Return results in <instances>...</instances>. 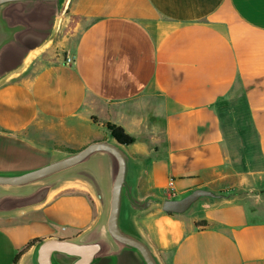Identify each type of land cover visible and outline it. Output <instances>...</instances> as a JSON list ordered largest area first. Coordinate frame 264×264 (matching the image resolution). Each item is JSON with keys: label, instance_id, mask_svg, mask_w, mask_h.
I'll list each match as a JSON object with an SVG mask.
<instances>
[{"label": "crops", "instance_id": "obj_1", "mask_svg": "<svg viewBox=\"0 0 264 264\" xmlns=\"http://www.w3.org/2000/svg\"><path fill=\"white\" fill-rule=\"evenodd\" d=\"M34 8L0 7V174L116 143L105 122L121 126L135 138L119 145L125 232L159 264H264V0H64L52 46L5 72L22 52L17 36L40 22ZM238 153L263 168L234 172ZM98 154L108 161L105 183L86 165ZM113 176L111 155L96 152L36 182L0 185V264H38L40 242L26 246L48 238L102 243L93 264H147L109 234ZM45 186L43 201L18 205ZM199 188L219 196L182 214L157 202Z\"/></svg>", "mask_w": 264, "mask_h": 264}, {"label": "water", "instance_id": "obj_2", "mask_svg": "<svg viewBox=\"0 0 264 264\" xmlns=\"http://www.w3.org/2000/svg\"><path fill=\"white\" fill-rule=\"evenodd\" d=\"M63 1L64 0H0V7L9 3L32 2L35 6L34 13L40 12L42 14L39 23H36V20L33 19L29 28L17 36V43L22 52L17 56V60L14 64H5V72L18 68L32 51L47 43L52 36L57 13ZM43 15L47 16L45 22H43ZM115 142L116 143H113L109 140L94 141L84 148L71 153L69 156L55 160L41 167L16 174H0V185L21 186L36 182L72 168L86 161L96 152H106L111 155L114 160L113 185L107 222L109 234L118 246L138 250L147 264H159L145 242L128 234L121 228L120 213L123 193L124 190L128 192V161L125 153L119 147L120 143L116 139ZM49 189V186L43 187L33 195L18 200V205H32L43 201L47 197ZM207 196L217 197L219 195L212 190L199 188L183 198H166L164 200H158L157 202L165 212L182 214L197 200ZM134 205L137 207L145 206L139 203H134ZM102 248L103 244L100 242L77 244L69 240L48 238L39 243L37 248V262L38 264H58L55 255L56 253H60L68 257H75L76 259L71 264H93L96 256L102 251Z\"/></svg>", "mask_w": 264, "mask_h": 264}, {"label": "rangeland", "instance_id": "obj_3", "mask_svg": "<svg viewBox=\"0 0 264 264\" xmlns=\"http://www.w3.org/2000/svg\"><path fill=\"white\" fill-rule=\"evenodd\" d=\"M67 31V30H66ZM47 44H50L49 46L51 47L52 46V43L51 41H48ZM47 46V45H46ZM106 127L107 129L109 130L108 128V123H106ZM229 133H231L232 131V128H225ZM110 131V130H109ZM248 133L249 135H251L252 133V128L251 126H248ZM249 146H251V149L253 148V151L254 150V144H250ZM59 157H62L61 155L62 154H57ZM242 153H238L236 154V156L233 158V165H232V169L234 170V172H239L241 171V169L243 170L244 167H247V171L249 172V176H252L254 177L255 176V172L256 171H260L263 167H262V164H259V160L256 159V157H252V158H249V159H243L241 157ZM254 155H255V152H254ZM241 157V158H240ZM108 163L107 161V157L104 156V155H96L95 157H93L86 165L88 166V168H90L94 173L95 175L97 176V178L99 180H101V182H104L103 181V178H104V175H105V163ZM252 172V173H251ZM105 183V182H104ZM191 208V207H190ZM189 208V209H190ZM188 209V210H189ZM125 214H126V210H123L122 212V223L121 225L125 228V229H128L127 228V225L124 223V217H125Z\"/></svg>", "mask_w": 264, "mask_h": 264}, {"label": "trees", "instance_id": "obj_4", "mask_svg": "<svg viewBox=\"0 0 264 264\" xmlns=\"http://www.w3.org/2000/svg\"><path fill=\"white\" fill-rule=\"evenodd\" d=\"M108 128L110 130V133H111V136L116 139L120 144L122 145H129L133 142H135V138L131 135H129L123 127L121 126H118V125H115V124H112V123H108ZM170 213V212H169ZM200 225H204L206 226L207 225V222L206 221H202V222H199ZM42 240L41 239H35L33 241H31L27 246L26 248H29L31 247L32 245L38 243V242H41ZM25 248V249H26ZM22 253V252H20ZM20 253L16 256L15 258V261L18 260L19 256H20Z\"/></svg>", "mask_w": 264, "mask_h": 264}, {"label": "built area", "instance_id": "obj_5", "mask_svg": "<svg viewBox=\"0 0 264 264\" xmlns=\"http://www.w3.org/2000/svg\"><path fill=\"white\" fill-rule=\"evenodd\" d=\"M74 56L67 55L66 56V63L67 64H72L74 62Z\"/></svg>", "mask_w": 264, "mask_h": 264}, {"label": "bare ground", "instance_id": "obj_6", "mask_svg": "<svg viewBox=\"0 0 264 264\" xmlns=\"http://www.w3.org/2000/svg\"><path fill=\"white\" fill-rule=\"evenodd\" d=\"M65 9V8H64ZM41 51V50H40ZM38 52V50L37 51H34L31 55H30V57L28 58V60L30 59V58H32V56L34 55V54H36Z\"/></svg>", "mask_w": 264, "mask_h": 264}]
</instances>
